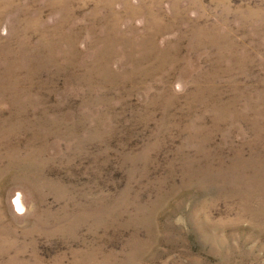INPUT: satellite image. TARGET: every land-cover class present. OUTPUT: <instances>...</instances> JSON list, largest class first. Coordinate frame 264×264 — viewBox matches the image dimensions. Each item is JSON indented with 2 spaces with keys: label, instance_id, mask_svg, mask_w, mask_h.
I'll return each mask as SVG.
<instances>
[{
  "label": "rangeland",
  "instance_id": "374dc122",
  "mask_svg": "<svg viewBox=\"0 0 264 264\" xmlns=\"http://www.w3.org/2000/svg\"><path fill=\"white\" fill-rule=\"evenodd\" d=\"M0 264H264V0H0Z\"/></svg>",
  "mask_w": 264,
  "mask_h": 264
},
{
  "label": "clouds",
  "instance_id": "9594fccd",
  "mask_svg": "<svg viewBox=\"0 0 264 264\" xmlns=\"http://www.w3.org/2000/svg\"><path fill=\"white\" fill-rule=\"evenodd\" d=\"M175 87L177 92H182L184 90L182 84L179 82L175 85ZM12 205L14 211L20 216L25 215L29 211V207L24 202V196L23 193L21 192H17L15 196L12 198Z\"/></svg>",
  "mask_w": 264,
  "mask_h": 264
}]
</instances>
